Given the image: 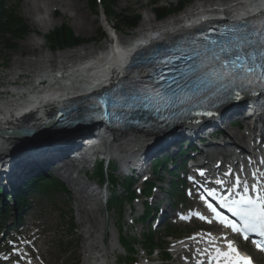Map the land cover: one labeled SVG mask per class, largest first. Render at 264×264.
<instances>
[{"label": "bare ground", "instance_id": "obj_1", "mask_svg": "<svg viewBox=\"0 0 264 264\" xmlns=\"http://www.w3.org/2000/svg\"><path fill=\"white\" fill-rule=\"evenodd\" d=\"M39 4L36 3V0H25L26 14L25 17L30 18L31 16H37L36 20H31L30 22L34 24V27L42 35L52 27L55 22L50 18V11L53 13L58 10L59 7L63 13L71 12L73 21L72 25L81 26L82 29H89L91 26L90 23H94L87 18V16L78 14V9L68 3L66 0H38ZM233 0H215L210 3H201L199 5H194L190 10L185 11L179 17L168 18L165 21L155 24H152V20L147 17L144 18L142 27L138 28V32L129 39L132 43H126L124 39H119L117 36L112 34L113 29L108 25L107 21L103 18L100 20V25L106 29L110 36L107 41V46L102 50L94 53V50L84 46H80L75 50L60 52L54 56L48 54L40 53L34 58L19 60L16 59L13 62V69L8 73L9 82H13L14 79L21 74L31 75L32 78L30 81L35 82L33 79L36 76L43 74L48 78L50 77L49 73H53L56 70L65 68V82H54L53 85L48 86L44 89H39L37 86H31V90L26 91L25 94L17 91V96L3 98L0 100V172L3 169H8L11 164V159L16 154L17 149L22 147V145L30 142L31 137L24 138L23 136L14 134V131L21 129L32 130L36 125L41 122V116L44 113H53L55 109L58 108L59 100H72L78 98L82 93L88 88H93L104 84L106 81H116L119 80L121 76L128 77L130 79L143 78L144 73L142 70H135L132 68H126L123 63L124 60L129 57L134 52V49L139 48L143 42H160L166 41L172 36H175L182 32L188 26H192L198 22H202L211 16V9L213 7H219L224 9ZM50 8H45L46 5L52 4ZM261 2L253 3L252 5L231 10L226 17L229 20L237 21L241 20L248 14L252 9H258L261 7ZM228 9V8H227ZM102 14V13H101ZM144 24L146 25L145 27ZM89 32V30L87 31ZM78 35L79 33L76 32ZM122 44V50L119 53L117 50L113 49L115 46V40ZM38 35L31 36L27 44L31 47H35L42 44L39 43ZM142 43L139 42V38ZM138 41V42H137ZM110 49V50H109ZM88 56H91L92 59L86 62ZM73 63V64H71ZM123 63V64H122ZM71 64V65H70ZM117 78V79H116ZM37 85V84H36ZM13 87V85H11ZM21 88L24 86H20ZM20 87H16L19 89ZM60 98V99H57ZM256 105L255 112L257 113L258 123L264 124V113L261 111V106ZM51 108V109H50ZM262 114V116L260 115ZM261 116V117H260ZM44 130L47 131V134L51 135L55 132L64 130L67 132H79L82 130L84 134L86 130L82 129V126H73V127H61L55 130H49L50 128L44 127ZM228 129V127H225ZM40 128L36 130L35 133H40ZM13 133V134H12ZM250 133V131H249ZM8 134V135H7ZM12 134V135H9ZM163 135L160 130L157 131H142L138 129H106V128H96L93 132V139L97 141L95 151L99 155H104L109 157L110 155L115 156L118 159V162L123 168L136 165L139 160L142 152H144L147 147L154 139L159 138ZM36 135H34L35 137ZM229 144L226 146L227 149H238L241 154L244 155L248 152L249 144V135L244 132L240 135L237 134H227ZM264 139V134L262 136ZM243 142L245 147H240L237 142ZM179 144L170 145V150L174 151L177 149ZM226 149V148H225ZM44 157L41 161L38 159H26L27 161L22 162L17 168L10 171L9 173L12 177L24 180L32 172H37L43 170L44 172H49L52 165L57 159L66 160L67 157L64 156L65 153L54 156L57 152ZM264 156V154H263ZM40 159V158H39ZM66 163V162H65ZM221 165L223 163H220ZM53 168V167H52ZM65 171L69 170V167L66 165L64 167ZM59 171L60 174L61 170ZM9 173L0 176L2 178V191L5 192L8 190L10 183L4 177ZM4 174V173H2ZM239 174H242L240 172ZM61 175V174H60ZM70 176V174H69ZM242 178L243 176H239ZM243 180L245 178H242ZM15 182V181H14ZM73 191L76 193L79 203L82 206H89L91 209L90 215L86 216V220L91 221L96 218L95 214L98 213L99 204H102V200L96 198L94 195L96 191L95 185L91 186H80L79 180L77 179V184L71 181ZM84 185V184H83ZM71 188V189H72ZM79 212V210H78ZM93 229V228H92ZM91 228L86 229V234L89 235V245L91 253L87 257L85 264H115L111 260L110 254L114 251L115 246L112 243L110 249L100 258L95 254L97 248H100L103 240L99 237H96V232L92 231ZM98 232V231H97ZM223 247L224 244L219 238L211 239L209 237L197 236L190 239L189 241H184L178 246H175L173 254L175 259L178 261H184L192 264H200V259L202 255L207 252H212L216 250V247ZM94 252V253H93ZM103 252L102 249H99L98 253ZM187 254V258L185 255Z\"/></svg>", "mask_w": 264, "mask_h": 264}, {"label": "rangeland", "instance_id": "obj_2", "mask_svg": "<svg viewBox=\"0 0 264 264\" xmlns=\"http://www.w3.org/2000/svg\"><path fill=\"white\" fill-rule=\"evenodd\" d=\"M71 5H74L78 9V14L87 16V18L94 23H90L89 29H82L81 26L72 25V13L66 12L63 13L59 7L54 13L50 11V18L55 24L49 28L48 31L45 32L44 35L40 34L38 30L34 27V24L31 23V20H36L35 16H31L30 18H26V6L25 0H13V2H18L20 4V14L22 18L27 22L31 30V34L24 38V40L20 41L18 44V52L14 55L8 56H1L0 57V91L4 89V85L9 82V77L7 76L8 73L13 69V62L16 59L24 60L34 58V56L39 55L40 53H46L50 56H54L60 52H51L47 48V43L45 41V37L53 30L57 29L60 26L64 25L70 28L74 35L79 38H83L85 40H90L88 44H84V47L91 48L93 50H98L103 48L106 44V39L99 40V30L102 32L109 33L104 27L100 25V20L103 18L102 14L94 15L88 6L87 0H66ZM189 4L185 8V11L190 10L192 6L199 5L203 3H210L215 0H188ZM178 0H115V11L117 14L121 15H140V21L138 27H142L144 18L149 17L152 20V24L155 25L156 23L155 18L150 13V6L153 3H157V5L167 6L168 4L175 5L177 4ZM36 3L39 4V1L36 0ZM51 5H55L53 2L50 5H46L45 8H50ZM184 13V12H183ZM179 17V15H175L171 18ZM108 25L111 27L112 24L107 22ZM158 24V23H157ZM145 26V24H144ZM89 30V32H87ZM76 32L79 34L77 35ZM135 32H133L134 34ZM38 35L39 43L42 44L38 46H29L27 44L28 39L31 36ZM112 34L116 36V33L112 31ZM117 37L123 39L121 35ZM80 47V46H79ZM30 76L28 74H21L17 76L13 82L19 79V82H26L30 80ZM23 77V78H21ZM21 78V79H20ZM222 127H224L222 125ZM247 130V129H246ZM245 130V131H246ZM225 134H237L240 135L241 132H236L235 130L225 129ZM244 131V132H245ZM242 131V133H244ZM83 131L76 130V132H65L64 130L55 132L54 134L46 137L44 140L33 142V143H26L22 145L19 149H17L16 154L11 159V163L18 161L20 158L24 157L26 154H37L44 151L49 150L50 148L54 147L55 145L62 143L70 138L77 137L79 134H82ZM226 141L229 142L228 138ZM239 145L243 146V142H237ZM42 156V155H40ZM213 155H209V158ZM110 164H116L118 169L115 172V178L120 183L124 177V174L127 173L126 170L120 165L115 156L110 155L106 157ZM128 168V167H127ZM53 169V168H52ZM65 169H62L60 174L59 171L49 172V176L56 178L60 183H62L66 189V195L59 198L57 202H55L54 206H50L47 202L43 201L41 203L35 202L31 199V202L27 204L24 208L23 212L19 215L20 223L15 224L11 221L8 224V229L3 236L0 235V249L7 248L9 245L8 241L13 236H21L26 239V248L25 251L28 252L31 256L33 264H85V261L89 254L91 253L90 249L88 248L89 235L86 234L87 228H93L92 231L96 232V237H99L103 240L105 236L109 238L110 244H114L115 249L114 252L110 254V258L112 261L117 262V264H125L124 260V252L119 246V239L120 237L126 236L129 237V240L136 241V255L135 258L137 259L139 264L144 262L145 258H141L143 256V252L141 249V244L143 242L142 234L149 231L148 227L151 225L148 223H141L137 220V216L141 212V204L142 202H135L134 207L137 209V212L133 215H129V205L124 203L122 207V212L119 213L118 208H108V204L102 200V204H99L98 213L95 214V217L92 215L91 217L96 218L95 220L88 221L85 219L87 215H90V207L83 206L84 204L79 203L77 199L76 193L73 191L72 188V180L73 183L77 184V179L79 180L80 186H91L93 187L96 183V179L94 178L93 171L89 170L86 173L74 174L72 171H66L64 174ZM70 174V176H69ZM160 178L164 180L162 184H158L157 187H162L163 192H159L158 189H155L151 195L150 200L148 201L150 206L154 208L158 206V208H167L169 210L171 199L168 198V195L164 192L168 189V181L169 178L167 177L166 173L163 171L160 173ZM147 179L154 180L155 178L151 175L147 176ZM16 184H22L20 181H16V178L13 179ZM142 178L136 183H134V188L139 189L140 183ZM84 184V185H83ZM102 189L104 188L103 185ZM72 188V189H71ZM110 189V187H107ZM117 189V190H116ZM115 191H118V194H124L122 187H117ZM103 191V190H102ZM103 194V192H101ZM5 201L9 203V199L5 198ZM34 201V202H33ZM47 203V204H46ZM10 204V203H9ZM162 204V205H161ZM179 209V208H178ZM79 210V212H78ZM15 217V215L13 216ZM71 218V223L74 225L75 230L73 235L69 236L68 229H67V221ZM168 224L163 225L162 227L152 226V232L157 239V242L161 241V237L163 236L164 230ZM195 227V226H194ZM171 229L176 232L186 233L189 229H184V227H172ZM98 231V232H97ZM14 238V237H13ZM171 241L170 238L166 239L165 242ZM6 244V246H5ZM108 246V244H107ZM110 247V245L108 246ZM173 246L168 247V251L172 250ZM101 248V245H100ZM99 250V249H98ZM96 250L95 254L98 256L101 253H98ZM118 252L115 253L116 251ZM94 253V252H93ZM158 251H156L150 259L152 260V264H179L175 259V256L171 254V258L167 260V262L162 261V257L156 255ZM88 255V256H87Z\"/></svg>", "mask_w": 264, "mask_h": 264}, {"label": "trees", "instance_id": "obj_3", "mask_svg": "<svg viewBox=\"0 0 264 264\" xmlns=\"http://www.w3.org/2000/svg\"><path fill=\"white\" fill-rule=\"evenodd\" d=\"M188 2L186 0H179L178 4L175 6L168 5V7L158 6L153 3L150 6L151 14L158 20L163 21L168 16L183 9ZM88 6L94 15H97L98 9H100L105 17V19L112 24L115 32L121 35H127L134 31L138 27L140 21V16L135 15H121L117 14L115 11V0H99L97 3L95 0H88ZM31 33L27 22L22 18L20 14L19 3H12L11 0H0V57L10 56L18 52V44L20 41L24 40ZM105 35L99 30V40H104ZM45 41L47 43V48L51 52H59L64 49H71L79 47L83 44H87L90 40H85L83 38L76 37L72 30L64 25L57 29H53L46 37ZM160 165L158 164L154 168L156 176L158 175V169ZM116 165H109L108 173L105 171L104 163L100 162L95 171L94 176L99 181V183H105L107 180L110 186L115 189L117 186L121 185L127 194V197H122L121 199L117 197L116 193H113L109 201V207H118L120 209L122 200H127L130 202L134 197V191L132 190V184L128 180H123L119 183L114 173L116 171ZM168 172V175L172 176L169 183V191L171 197L175 196V193L179 189L178 183L173 178L175 177L174 172ZM178 179V177H175ZM152 184L146 185L145 194L149 195ZM66 193L64 186L52 177H44L41 179H33L26 183L22 187L21 191L14 193V208L21 211L28 203V195L32 197L36 202H47L49 205H54L55 202ZM0 199V231H2L7 223L8 219L12 214V207L6 203L1 204ZM146 214L143 220H147L151 217V211L146 209ZM70 227L72 224L70 223ZM169 230V229H168ZM72 231V228H70ZM144 245L149 250V253L153 251L156 241L154 236L150 234H144ZM129 249L132 248L129 243L122 240Z\"/></svg>", "mask_w": 264, "mask_h": 264}, {"label": "snow or ice", "instance_id": "obj_4", "mask_svg": "<svg viewBox=\"0 0 264 264\" xmlns=\"http://www.w3.org/2000/svg\"><path fill=\"white\" fill-rule=\"evenodd\" d=\"M249 43H251V41H249ZM222 51H224V49H222ZM260 58L264 59V42H261V51L259 53ZM239 60V56L237 55L236 60H230L228 61L227 64H224L223 67L227 68V67H234L236 65V62ZM261 68L264 69V65H261ZM244 66L241 65L240 66V71H244ZM249 72H254L255 69L252 68L251 66L249 67ZM223 74V73H222ZM239 73H236V75H238ZM261 79H264V72L261 73ZM239 97V93H237V98ZM210 114V113H209ZM219 183V182H218ZM237 183H239V181H237ZM243 187L245 188V190H247V184H244ZM241 204H247L248 208L244 209V210H240L237 211L235 208L231 209L233 211L234 215H238L241 219L243 228L245 230L248 229H252L255 230L257 227L261 230L260 231V235L264 236V198H260V208L259 210L256 209L255 204H253V202L251 200L248 201H241ZM209 208L215 212V209L211 207V205H209ZM201 219H204V217H201ZM220 222L223 223L226 227H229L232 229L233 232H239L241 231L240 228L237 227V225L235 223H232L230 221H227L224 217H220ZM229 247L232 248L231 243H229ZM264 250V249H262ZM233 252H237V250L235 248H232ZM238 255V252H237ZM243 264H251L250 260H243Z\"/></svg>", "mask_w": 264, "mask_h": 264}, {"label": "water", "instance_id": "obj_5", "mask_svg": "<svg viewBox=\"0 0 264 264\" xmlns=\"http://www.w3.org/2000/svg\"><path fill=\"white\" fill-rule=\"evenodd\" d=\"M64 126L67 127L68 125L63 124V123H56V122L51 123V122L47 121L46 119H44L43 123H39L38 125H36L34 127V129H32V130L21 129V130H18V131H14V134L17 133V135L23 136L24 138L31 137V140L28 143H33V142L44 140L46 137L50 136L49 134H47V131L43 129L44 127L50 128L49 130H51V129L55 130V129H59V128L64 127ZM38 128L41 129L40 133H35ZM12 134H9V135H12ZM34 135H36V136L34 137ZM63 147H64V143L62 142V143H59V144L55 145L54 147L50 148L47 151H44V152H41V153H37V154H26V156H27L26 158H30V157H32L34 155H49V154H53L55 151H57V150H59V149H61ZM1 172L2 173L5 172V169H3Z\"/></svg>", "mask_w": 264, "mask_h": 264}]
</instances>
